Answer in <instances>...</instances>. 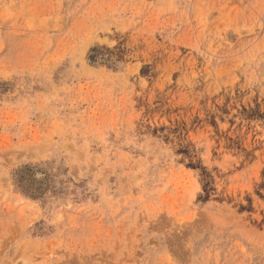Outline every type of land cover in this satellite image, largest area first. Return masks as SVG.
<instances>
[{
    "label": "rangeland",
    "instance_id": "374dc122",
    "mask_svg": "<svg viewBox=\"0 0 264 264\" xmlns=\"http://www.w3.org/2000/svg\"><path fill=\"white\" fill-rule=\"evenodd\" d=\"M0 264H264V0H0Z\"/></svg>",
    "mask_w": 264,
    "mask_h": 264
}]
</instances>
